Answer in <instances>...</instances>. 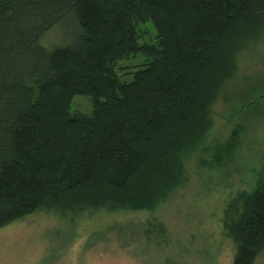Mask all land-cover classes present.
<instances>
[{"label": "trees", "instance_id": "1", "mask_svg": "<svg viewBox=\"0 0 264 264\" xmlns=\"http://www.w3.org/2000/svg\"><path fill=\"white\" fill-rule=\"evenodd\" d=\"M64 22L72 38L45 47ZM263 32L264 0H0V228L41 210L74 226L99 210L155 209L210 132L237 52ZM77 96L90 113L75 110ZM239 140L236 128L213 164ZM223 221L232 264H255L264 176Z\"/></svg>", "mask_w": 264, "mask_h": 264}, {"label": "rangeland", "instance_id": "2", "mask_svg": "<svg viewBox=\"0 0 264 264\" xmlns=\"http://www.w3.org/2000/svg\"><path fill=\"white\" fill-rule=\"evenodd\" d=\"M64 23L43 39L45 47L72 38L75 30ZM144 29L152 41V25ZM73 105L83 113L92 110L87 97H75ZM236 128L235 151L213 164L214 148ZM184 167L182 181L151 211L99 210L72 220V226L60 214L41 210L0 228V264H232L237 247L224 212L264 176V32L237 52L235 70L213 106L212 128L184 156ZM146 223L154 226V239L143 237ZM255 264H264V251Z\"/></svg>", "mask_w": 264, "mask_h": 264}]
</instances>
